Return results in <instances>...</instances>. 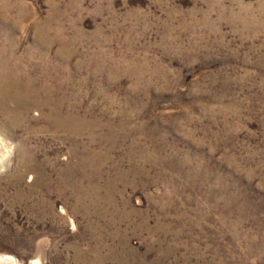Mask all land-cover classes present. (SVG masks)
Returning <instances> with one entry per match:
<instances>
[{
	"label": "rangeland",
	"instance_id": "374dc122",
	"mask_svg": "<svg viewBox=\"0 0 264 264\" xmlns=\"http://www.w3.org/2000/svg\"><path fill=\"white\" fill-rule=\"evenodd\" d=\"M0 65V257L264 264V0H0Z\"/></svg>",
	"mask_w": 264,
	"mask_h": 264
},
{
	"label": "bare ground",
	"instance_id": "6f19581e",
	"mask_svg": "<svg viewBox=\"0 0 264 264\" xmlns=\"http://www.w3.org/2000/svg\"><path fill=\"white\" fill-rule=\"evenodd\" d=\"M6 69L7 68H5V70ZM2 71L0 72V74L2 73ZM6 72L7 73H5L2 77L0 76L1 77L0 78L1 79L0 80V101L5 106L4 109L7 107L6 105H8L9 101H13L17 104L19 103V105H23V107L25 108V111H27L26 108H29L30 106H34V105L38 109L42 108V106L45 103H47L48 95H49V88H46L45 86L44 87L38 86L31 82L25 81L19 75L17 74L14 75V71H13V74L9 70ZM12 110L14 109L12 108L11 110L9 109V111H12ZM14 263L11 257L7 255L0 257V264H14Z\"/></svg>",
	"mask_w": 264,
	"mask_h": 264
}]
</instances>
